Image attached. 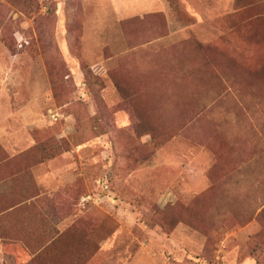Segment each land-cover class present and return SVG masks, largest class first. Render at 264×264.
<instances>
[{
	"label": "rangeland",
	"instance_id": "1",
	"mask_svg": "<svg viewBox=\"0 0 264 264\" xmlns=\"http://www.w3.org/2000/svg\"><path fill=\"white\" fill-rule=\"evenodd\" d=\"M165 1L169 35L144 48L114 0H0V59L42 82L25 95L42 152L1 170L0 194L24 199L0 216V264H264V0ZM199 152L201 193L147 167Z\"/></svg>",
	"mask_w": 264,
	"mask_h": 264
},
{
	"label": "crops",
	"instance_id": "2",
	"mask_svg": "<svg viewBox=\"0 0 264 264\" xmlns=\"http://www.w3.org/2000/svg\"><path fill=\"white\" fill-rule=\"evenodd\" d=\"M114 2L119 8V12L116 15L121 16V19L118 20L119 24L122 21L128 19L130 16H133V14L129 15L127 10L137 11V13L134 14L135 18H143L146 15L161 14L166 20L169 31L168 19L166 15L169 5L165 0H114ZM168 35L147 43L144 45V48L150 44L152 45L158 43L162 45L164 39L167 38ZM0 56L6 58L7 54L3 53L0 54ZM25 69V67L7 64L5 59H0V146L10 158H13L19 153L29 150L40 139L39 131L42 120L40 113L41 106L38 105V109L36 110L35 106L30 108L26 103L27 101H25V95L28 94L29 101L35 105L34 103L36 99H40L42 96L41 74H39L40 67L37 66L39 72L33 68H30V72L33 73V79L30 77L32 82L29 83H26L25 76L23 75ZM35 72H37V75ZM171 147L172 146H167L163 150V154L168 152V149ZM210 160L211 159L207 154L199 152V154L196 156L193 155L188 161L182 159H165L163 157L162 160L153 162L151 166L147 167L151 169L152 173L158 172L154 176L164 177V179H166L164 181L165 184L169 186L177 185L178 195L181 197H186L185 195L192 192L201 193L209 186L210 182L207 178L206 170L209 168ZM32 180L35 181L37 189H42L45 188L44 186L47 184L48 179L44 177H34ZM7 181L9 180L0 181V186ZM51 181L52 178L49 179V182ZM49 190L50 193L41 192L25 200L24 203H31L28 206L27 211L32 212L31 215L29 213H23L22 216H24L25 219H28L30 216L34 218H41L44 216L43 211L45 208L42 207V199L47 200L46 198H48L51 202L52 199H55L57 193V190H55V192L53 191V194L51 189ZM0 191L2 192L3 190L0 189ZM9 198H18V200H21L24 199V194H14V196L6 195L4 193L0 194V216H4L9 211L13 210V207H10ZM111 201H114V199ZM118 201L119 199L114 202L117 203ZM5 208L7 211H4ZM120 208L122 209V207ZM120 215H122V213H120ZM39 222L40 225L41 220ZM6 223L7 222H5V228L8 231L9 225ZM24 225L30 226V220ZM33 226L35 225H32V227ZM125 229L126 232L129 231L128 233H131L129 228L125 227ZM114 244V247L118 250L122 247V244ZM148 246L149 245L141 249V253L146 251L147 255L152 257L151 254L153 251L152 249L148 248ZM109 247H111L109 246V243H105L102 247V250L104 251L105 249H109Z\"/></svg>",
	"mask_w": 264,
	"mask_h": 264
},
{
	"label": "trees",
	"instance_id": "3",
	"mask_svg": "<svg viewBox=\"0 0 264 264\" xmlns=\"http://www.w3.org/2000/svg\"><path fill=\"white\" fill-rule=\"evenodd\" d=\"M132 23L130 29H135L137 32L136 38H134L133 45H143L150 43L156 39L164 37L167 32V24L166 20L163 15L155 14V15H146L143 18H132L128 20H124L120 23L121 30L123 31V35L128 39V24ZM42 152V144H36L29 150L19 153L13 158L7 156V154L3 151L0 146V181L6 180L10 176H6V174H2L1 170L3 168H9L10 166H16L19 162L26 160L29 156H35L38 153ZM204 196L201 198H197L196 201H200L203 199ZM178 207L183 210L184 207L180 205V202H176ZM175 203V204H176ZM174 204V206H175ZM174 206H167V210L175 209Z\"/></svg>",
	"mask_w": 264,
	"mask_h": 264
},
{
	"label": "built area",
	"instance_id": "4",
	"mask_svg": "<svg viewBox=\"0 0 264 264\" xmlns=\"http://www.w3.org/2000/svg\"><path fill=\"white\" fill-rule=\"evenodd\" d=\"M50 118L53 122H57L59 119V114L57 112H50ZM106 189V187H104ZM91 197H85L83 198V203H87L89 201H91Z\"/></svg>",
	"mask_w": 264,
	"mask_h": 264
}]
</instances>
